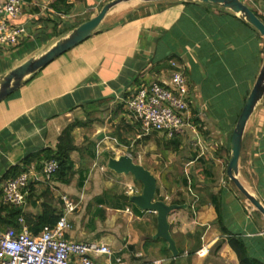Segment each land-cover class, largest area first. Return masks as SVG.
<instances>
[{
    "label": "crops",
    "instance_id": "0c3cea01",
    "mask_svg": "<svg viewBox=\"0 0 264 264\" xmlns=\"http://www.w3.org/2000/svg\"><path fill=\"white\" fill-rule=\"evenodd\" d=\"M49 1L27 4L14 20L27 28L28 38L16 49L0 50L5 73L44 51L39 43L51 38L53 22L63 26L58 20L95 9V0H77L70 15L58 16L47 11ZM247 2L253 11L264 15V0ZM127 4L131 3L113 9L93 37L0 103V186L3 189L4 176L12 168L23 167L28 157L46 149L55 151L62 133L75 125L72 135L78 150L71 159L74 171L87 176L85 185L79 187L78 173L70 184H64L48 180L43 169L31 166L28 171H34L37 178L28 185L19 218L23 222L18 220L20 231L41 233L35 234L36 221L48 210L61 218L67 197L77 206L69 216L72 228L67 240L108 245L113 253L110 262L170 264L168 244L153 239L157 214L119 199L122 194H141L142 185L132 176L109 170L108 161L120 157L112 152L116 137L130 130L141 134L140 124L127 110L132 92L155 82L170 86L171 62L175 61L187 76L194 130L172 140L179 141V153L188 150L192 177L184 179L185 188L177 189L166 175L158 177L148 163L123 155L155 175L157 199L188 206L169 216L171 234L180 251L176 264H239L234 251L223 242L227 237L218 223L213 196L223 193L224 222L230 233L263 236L264 217L235 195L231 183L226 182V171L234 129L264 64V37L221 8L179 2ZM114 131L118 134H112ZM240 180L264 203V102L246 128ZM187 189L191 195L183 193Z\"/></svg>",
    "mask_w": 264,
    "mask_h": 264
},
{
    "label": "built area",
    "instance_id": "2783aa9c",
    "mask_svg": "<svg viewBox=\"0 0 264 264\" xmlns=\"http://www.w3.org/2000/svg\"><path fill=\"white\" fill-rule=\"evenodd\" d=\"M26 5L23 0H0V50L16 49L28 38L27 28L13 23ZM171 67L170 86L158 82L142 85L132 92L127 102V110L140 124L142 136L161 134L172 140L184 135L186 130H194L184 68L175 61L171 62ZM58 169L56 161H49L44 164L43 173L50 180ZM36 178L34 171H28L5 181L1 204L22 209L29 182ZM64 203V214L56 225L44 228L38 235L27 229L0 231V264H99L98 259H106L107 264H121L120 260L110 262L113 253L108 245L67 240L66 234L72 228L69 216L77 206L67 197Z\"/></svg>",
    "mask_w": 264,
    "mask_h": 264
},
{
    "label": "water",
    "instance_id": "95a60500",
    "mask_svg": "<svg viewBox=\"0 0 264 264\" xmlns=\"http://www.w3.org/2000/svg\"><path fill=\"white\" fill-rule=\"evenodd\" d=\"M143 4L157 2H179L185 4H202L215 8L228 10L235 14L241 21L253 27L264 37V22L243 0H112L105 4L101 11L90 20L75 27L57 39L47 50L34 55L27 61L12 69L0 78V103L10 97L15 91L25 85L40 71L44 70L52 62L65 55L80 44L89 40L99 30L102 23L116 7L131 2ZM264 102V64L257 82L250 93L245 106L234 129L231 141V156L227 161L226 178L242 194L253 211L259 212L264 217V203L257 195L251 193L240 180V160L244 143V135L247 125L254 113ZM108 169L118 175L132 176L143 187L139 195L122 194L119 199L125 203H131L141 211L157 214V233L154 240H163L168 244V250L172 255L170 264H176L180 257V251L171 234L169 216L172 212L188 206L168 205L157 199V178L143 165L137 164L129 155L118 158H110ZM264 236V227L261 229Z\"/></svg>",
    "mask_w": 264,
    "mask_h": 264
},
{
    "label": "trees",
    "instance_id": "16d2710c",
    "mask_svg": "<svg viewBox=\"0 0 264 264\" xmlns=\"http://www.w3.org/2000/svg\"><path fill=\"white\" fill-rule=\"evenodd\" d=\"M26 4L32 5L36 0H23ZM77 0H50L48 3V10L50 13L52 12L55 15H70V12L75 6ZM185 4V3H183ZM36 12H40V8L34 9ZM256 15L264 22V15L256 12ZM84 23V22H83ZM55 31L58 27V24L54 23ZM81 25V24H79ZM78 25V26H79ZM76 26H72L68 29V32L74 29ZM251 27V26H250ZM259 34V33H258ZM53 63V62H52ZM75 125L67 128L59 138V143L57 145V149L51 150L46 149L40 151L38 153L33 154L32 156L25 159L23 163V167H15L12 168L3 178V180H8L11 178L18 177L19 175L27 172L31 166H36L35 168L38 171H41L44 167L45 162L56 161L59 165V169L57 173L52 176V180H56L58 182L64 184H70L74 179L75 175H80L79 187L82 188L87 181V176L85 174H79V172L75 170V163L71 159V154L77 151V147L75 146V140L72 135V130ZM170 146H174L176 149H179L180 143L179 141L172 140L168 141ZM226 181L231 183L228 178ZM231 185H233L231 183ZM233 192L234 188L232 187ZM237 193V191H236ZM236 195V194H235ZM238 195V193H237ZM240 196V195H239ZM2 197V188L0 186V231L2 228L13 227L17 232L20 231V224L18 223L19 218L22 216V210L18 207H6L1 204ZM159 200V199H158ZM161 199L160 201H162ZM223 193L220 192L218 195L213 196V207L216 210L218 215V223L220 225L221 231L224 236H226L227 244L231 247V249L236 254L239 264H264V236L248 238L244 234H232L227 230L224 222V209H223ZM175 204H178L177 202ZM60 217L51 214L48 210L45 214L39 218L35 223V234L41 232L46 227H53L59 221ZM222 242V243H223ZM222 245V244H221ZM219 246V245H218Z\"/></svg>",
    "mask_w": 264,
    "mask_h": 264
},
{
    "label": "rangeland",
    "instance_id": "374dc122",
    "mask_svg": "<svg viewBox=\"0 0 264 264\" xmlns=\"http://www.w3.org/2000/svg\"><path fill=\"white\" fill-rule=\"evenodd\" d=\"M110 1L112 0H95L94 10L87 11L81 16L76 14L78 17L69 18L67 20H58L60 23H64L63 26L59 24L58 25L59 29L49 33L48 36H50L51 38L42 40L39 43L41 44L40 47L44 48V51L47 50L52 44H54V42L57 39L64 36L65 33L68 32V29L70 27L72 26L77 27L79 24H82L83 22H85V20H89L92 14L94 13L98 14L101 11L102 7ZM139 3L140 2L134 1V2H131V4H127L126 7H129V6L131 7V5H134V4L137 5ZM139 5H141V3ZM248 6L251 7L249 3H248ZM42 48L39 49L38 52H40ZM5 68H6L5 64L1 63L0 73L2 72L3 74L0 76V78L6 74ZM112 134L116 135L118 134V131H114L112 132ZM146 138H149V140ZM116 139H117L116 141H112L113 147H114V151L112 150V152L116 156H121L123 154H130L134 159L136 160L139 159L142 162L148 163L149 165L154 167L152 169H154V172L158 175V177L161 176L160 177L161 179H162V175H166L167 180L171 184H174L175 187L177 185V189L179 187L185 188L183 181L184 179H187L188 176L189 177L191 176L189 172L191 170V166H187L190 161V158L186 156V152H188V150H185L183 152L180 151L179 153L178 151L179 149H176L174 146H170L168 148L169 142L165 137L163 138L161 134H151L149 136H142V134H139L138 136V133H135V131L130 130V131H125L123 134H121L120 137H116ZM140 157H142V159ZM223 182H224V185L227 184V183L225 184V180ZM136 185L140 186V184L138 183ZM232 187L234 188L235 194L237 191V193L240 195L243 201L247 203V204L245 203L246 207H248L249 202L247 201V199L242 194H240V192L235 188L234 185H232ZM186 191L189 195H191L188 189L183 191V193ZM192 198L193 197L191 196L190 200H192ZM233 207H234L233 208L234 212H236V202L233 203Z\"/></svg>",
    "mask_w": 264,
    "mask_h": 264
},
{
    "label": "bare ground",
    "instance_id": "6f19581e",
    "mask_svg": "<svg viewBox=\"0 0 264 264\" xmlns=\"http://www.w3.org/2000/svg\"><path fill=\"white\" fill-rule=\"evenodd\" d=\"M126 4V3H125Z\"/></svg>",
    "mask_w": 264,
    "mask_h": 264
}]
</instances>
